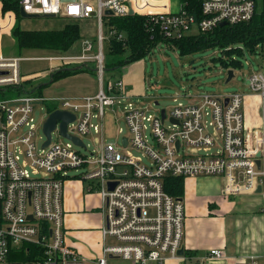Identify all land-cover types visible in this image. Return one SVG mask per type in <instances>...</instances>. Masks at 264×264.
<instances>
[{
	"label": "built area",
	"instance_id": "2783aa9c",
	"mask_svg": "<svg viewBox=\"0 0 264 264\" xmlns=\"http://www.w3.org/2000/svg\"><path fill=\"white\" fill-rule=\"evenodd\" d=\"M153 3L157 1L19 0V8L27 14L93 17L97 24L94 37L82 39L79 53L22 57L0 52V90L18 92L0 100V264H109V258L162 264L167 259H182L178 251L183 247L185 205L181 197L165 191L166 176H218L225 181L226 195L260 194L264 264L263 73L249 74L247 81L257 98V109L239 91L200 92L188 95L185 103L174 97L176 104L170 109H153L146 105L151 98L130 94L122 78L111 76L105 68V44L108 48L112 38L124 39L123 33L105 25V10L115 16H125L130 9L133 14L148 15L149 33L175 40L211 32L221 22H247L254 14L255 0H201L200 19L182 1L177 2L176 11L169 5L161 11L149 10ZM12 20L11 11L2 12L0 0V35L11 29ZM256 48L264 54V41ZM25 59L46 60L51 71L69 64L92 67L99 89L94 94L55 98L58 106L37 118L36 106L48 100L33 94L34 88L28 90L26 83L36 78L20 72ZM54 110L74 115L66 124V134L79 138L82 145L64 136L57 120L50 142L43 146L42 124ZM116 111L126 123L127 134L119 140L117 134L123 129L117 127L114 140L106 141L104 119ZM91 133L97 135L93 148L82 139ZM70 170L76 174L70 176ZM71 177L99 185L102 246L93 259L84 258L66 241L63 189ZM109 182L115 185L110 188ZM18 253L26 260H16ZM33 254L34 260L29 258ZM222 256L221 249L213 248L205 258ZM245 264L259 261L249 256Z\"/></svg>",
	"mask_w": 264,
	"mask_h": 264
},
{
	"label": "crops",
	"instance_id": "0c3cea01",
	"mask_svg": "<svg viewBox=\"0 0 264 264\" xmlns=\"http://www.w3.org/2000/svg\"><path fill=\"white\" fill-rule=\"evenodd\" d=\"M156 1L157 3L151 4L152 6L148 8L149 10L161 11L157 10V8L164 7L165 9L166 5H169L171 9L173 7L172 4L177 6L176 3L181 0ZM11 15L13 26L16 15L13 11H11ZM58 18L67 21L59 22L57 20L56 22L52 20L47 24L41 23L34 29L62 30L66 24H76L79 28V38L66 50L21 48L20 50L43 51L45 53L39 56L27 57L79 53L82 48V39L94 37L93 34L84 35L86 31H82V24L86 20H95V18ZM22 29L34 30L33 28L24 27ZM4 34L6 33L0 35V48L2 46L1 37ZM139 60L123 65L125 69L123 74L120 75L128 86L130 94L134 96H140L143 93L145 85L144 72L139 63H137ZM41 61H45V68H41L33 73H25V76L28 78L35 76V80H45L44 83L46 85L40 91H37L38 94L48 101L60 97L94 94L99 89L94 72L89 70L92 72V75H88L86 70L83 71V69L47 83L46 81L49 80L51 73L56 70L51 71L48 61ZM77 66H80V64H69L65 67L73 68ZM44 83H40L37 87ZM43 89L44 91H42ZM64 90L68 93L65 95L57 94V91ZM183 180L184 193L181 196L185 205L184 235L182 240L184 249L183 258L167 259L162 264H198L200 261H202L201 264H245L249 256H256L259 264H262L263 215L260 212L262 203L260 194L242 193L238 195H226L224 193L225 181L222 177L218 176L187 177ZM91 182L94 181L80 180L75 177L74 179L66 180L63 189L66 241L86 259L97 257L100 254L102 246L100 231L103 224L102 203L98 191L96 192L100 198L99 205L94 207L88 201L87 194L92 193ZM94 210H99L101 213L99 227L90 218ZM213 248L221 249L223 256L221 258H205L209 250Z\"/></svg>",
	"mask_w": 264,
	"mask_h": 264
},
{
	"label": "rangeland",
	"instance_id": "374dc122",
	"mask_svg": "<svg viewBox=\"0 0 264 264\" xmlns=\"http://www.w3.org/2000/svg\"><path fill=\"white\" fill-rule=\"evenodd\" d=\"M2 3V2H1ZM177 4V3H176ZM256 12H261L264 10V0H255ZM171 11H176L177 6L172 4ZM153 8V7H152ZM164 7H158L157 10H162ZM153 10V9H152ZM3 16V15H2ZM66 22L58 17H30L22 18L20 24L24 28H37L41 23L47 24L50 21ZM96 18L95 20H86L82 24V31H86L84 35L96 33ZM6 30V29H5ZM2 38L1 53L6 56H39L45 54L43 51H26L24 49L18 50L16 46L13 45V39L9 31H4ZM2 33V34H3ZM106 43V42H105ZM240 53L233 52L227 54L220 50L218 47H208L195 51L190 54L180 55L178 50L174 47L166 46L164 44L160 46H154L144 54V56L137 62L142 68L145 76V85L143 88V93L140 96L143 98L148 97L152 100L146 105L153 109L166 108L170 109L174 104L173 98L176 97L177 101L187 102L188 95L198 94L200 92L209 93H219L225 94L232 91H239L244 94L245 100L256 108L257 99L254 97V93L247 86L248 76L252 73L261 72L264 75V54L260 52L258 48L252 50L250 48L239 46ZM105 55L107 63H114L120 59V56L116 54L107 53V44H105ZM236 61V67H226L224 63H229L230 61ZM136 63V64H137ZM41 68H45V61L36 59H25L20 62V72L25 75V73H33ZM125 66L112 69L109 71L110 75L113 77H121L123 74ZM228 69H232L234 72L233 78L226 82V72ZM86 70L88 75H92L88 69ZM44 81L32 80L26 84L32 85L28 90L35 89L37 94V86ZM50 83L49 80L46 81ZM125 83V82H124ZM45 84V83H44ZM56 87V86H55ZM44 91V89L42 90ZM68 92L57 91V94H66ZM18 94L16 89L10 88L4 91L0 90V100L13 98ZM157 102V105L155 104ZM58 106L57 101L49 100L41 104H38L35 108V116L39 118L42 114L46 113L49 109ZM246 120L249 121V112L246 109ZM118 111L114 113H107L104 119V131L105 140L113 141L116 136V128L121 127L123 132L117 134L118 139L127 134V126L124 119L117 114ZM257 115V114H256ZM96 134H88L82 137L84 143L89 144V148L94 147L93 140L96 138ZM56 134L53 131L52 138L55 139ZM60 140L66 141V139L61 138ZM217 148H213L212 152H215ZM81 152L84 150L80 149ZM133 155H138L136 151H132ZM70 176L76 174L74 170H70ZM71 177L68 179H74ZM90 187L92 193L87 194V199L91 205H99V196L97 190L99 185L96 182H91ZM90 218L93 219L97 226L101 221L100 211H93ZM111 238L108 237V243H111ZM32 260L35 256H29ZM16 260L25 261L26 257L18 253L15 257ZM109 264H130L128 260L121 259H108ZM152 264V263H149Z\"/></svg>",
	"mask_w": 264,
	"mask_h": 264
},
{
	"label": "trees",
	"instance_id": "16d2710c",
	"mask_svg": "<svg viewBox=\"0 0 264 264\" xmlns=\"http://www.w3.org/2000/svg\"><path fill=\"white\" fill-rule=\"evenodd\" d=\"M185 8L200 19L201 0H181ZM2 12L13 11L16 15L14 25L10 30L13 45L18 50L21 48H48L57 50L68 49L78 38L79 28L76 24H66L62 30H26L20 26L19 0H1ZM148 15L127 14L125 16L105 15V25L114 28L124 35L121 41L112 38L108 44L107 53L116 54L120 59L114 63L105 61L108 71L141 59L150 48L162 44L174 47L180 55H186L208 47H218L223 52L231 54L240 53V47L254 49L255 45L264 41V10L256 12L252 18L235 25L218 26L208 33H191L175 40L163 37L160 33H149L146 29ZM236 61L224 63L226 67H236ZM61 67L51 73V81L63 76L75 73L81 69L93 71L92 67L86 66L78 70H67ZM32 81V80H30ZM46 84L37 87L40 89ZM181 177L166 176L164 189L169 194L181 197L184 193V182Z\"/></svg>",
	"mask_w": 264,
	"mask_h": 264
},
{
	"label": "water",
	"instance_id": "95a60500",
	"mask_svg": "<svg viewBox=\"0 0 264 264\" xmlns=\"http://www.w3.org/2000/svg\"><path fill=\"white\" fill-rule=\"evenodd\" d=\"M61 1H73V0H61ZM105 15H112V11L111 10H105L104 11ZM129 14H133V10L130 9L129 10ZM19 15L22 18H30V17H54V15L52 14H44V15H38V14H27L25 12H23L22 8H19ZM226 25L225 22H221L219 24V26H224ZM87 65H80L77 67H73V68H65L67 70H78L81 69L82 67H86ZM234 76V72L232 69H228L226 72V82L230 81ZM51 81V76L49 78V82ZM155 104H157V102H155ZM162 117H164V112L162 110ZM74 119V115L70 114L69 112L66 111H61V110H54L51 111L46 119L44 120L43 124H42V132L45 134L46 136V140L43 143V146L47 145L50 142V133L51 131L54 129L55 127V123L57 120H60V131L64 136H67L68 138H70L76 145H82V141L75 137V136H71L66 134V124ZM123 142L125 143V138H123ZM115 185V183L113 182H109V187L112 188ZM260 188H257V191H259ZM184 252L183 247H181L178 251V254L182 255ZM14 264H19V263H14Z\"/></svg>",
	"mask_w": 264,
	"mask_h": 264
}]
</instances>
